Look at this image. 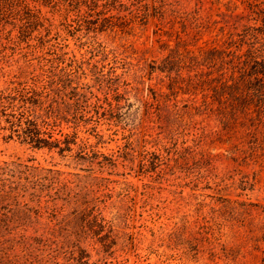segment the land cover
Instances as JSON below:
<instances>
[{
  "label": "rangeland",
  "instance_id": "rangeland-1",
  "mask_svg": "<svg viewBox=\"0 0 264 264\" xmlns=\"http://www.w3.org/2000/svg\"><path fill=\"white\" fill-rule=\"evenodd\" d=\"M110 1L104 31L56 0H24L27 43L0 31V92L41 94L0 100V167L22 171L0 175V264H264V107L216 99L233 51L264 53V0ZM21 114L71 151L21 142Z\"/></svg>",
  "mask_w": 264,
  "mask_h": 264
},
{
  "label": "trees",
  "instance_id": "trees-1",
  "mask_svg": "<svg viewBox=\"0 0 264 264\" xmlns=\"http://www.w3.org/2000/svg\"><path fill=\"white\" fill-rule=\"evenodd\" d=\"M59 4L65 6L66 10L69 12H74L76 15L85 17L86 15H94L96 18L92 20V24L99 31H104L106 29H111V27H106L104 24L106 21L110 20L111 16H105L104 10L109 11L111 8L109 0H56ZM112 2L116 0H111ZM110 1V3H111ZM108 5V6H107ZM107 7V8H106ZM138 11H141L138 8ZM256 16L255 20L260 22L259 32L264 38V8L257 7L252 10ZM10 17L7 20L8 16ZM149 16L148 9L142 13L143 20L147 19ZM83 19V18H82ZM85 19V18H84ZM91 23V21H90ZM11 25L12 29H16L17 35L16 38L20 43H27L31 39L35 32H42L45 29L43 19L40 15V11L29 8L24 4V0H0V31L6 26ZM94 27V26H93ZM90 27L86 28L89 29ZM114 28V27H113ZM264 45V43H263ZM248 49L247 51H249ZM216 49L211 48L204 50L202 52V61L211 62L220 57L217 54ZM216 52V53H215ZM228 55V53H227ZM241 55L236 54L235 51L232 52V57L229 61L231 64L232 73L228 79L220 81L219 93L217 94V100H220V97L224 95H230L233 100L238 98L248 99L256 107H264V53H254L248 52ZM182 58L179 57H170L165 56L161 59V62L153 68L157 69L160 72L167 74L176 73L182 68ZM235 60V61H234ZM240 64V66H238ZM235 67H238V77L235 78L234 72ZM152 68V69H153ZM35 85V84H34ZM34 97L32 100L31 97H26L23 94V88L9 89L7 85L2 88L0 92V100L8 102L14 105L16 100L23 101L25 104L28 103L33 107L37 106V102H40L41 94L33 90L32 93ZM43 102V101H42ZM30 113V112H29ZM31 115V114H29ZM29 115L16 116L13 120H7L10 122L12 127H16L17 137L23 143H28L33 148H44L47 147L51 149L55 147L58 149L60 154H63L64 151H71V143H75L74 138L63 140L64 145H60V140L52 138L51 133H47L44 136L45 132L40 129L35 121V118L30 117ZM19 130V131H18ZM12 133L8 136L11 138ZM68 136V133L65 134ZM21 163L15 162L14 160L4 162V165L0 167V175L6 176L7 178H13L16 175L21 174L20 166ZM6 177L1 178L2 180V190H4L6 184L4 180ZM28 176H25L27 179ZM22 185V184H21ZM11 189L14 187L9 186ZM18 188V185H17ZM27 186H22V189L25 190ZM3 192H7L4 190Z\"/></svg>",
  "mask_w": 264,
  "mask_h": 264
}]
</instances>
